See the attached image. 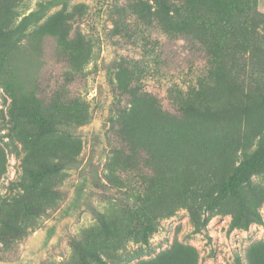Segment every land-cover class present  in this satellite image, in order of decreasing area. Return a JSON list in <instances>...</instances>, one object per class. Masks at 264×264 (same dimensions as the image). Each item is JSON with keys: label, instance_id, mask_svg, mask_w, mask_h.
Here are the masks:
<instances>
[{"label": "rangeland", "instance_id": "374dc122", "mask_svg": "<svg viewBox=\"0 0 264 264\" xmlns=\"http://www.w3.org/2000/svg\"><path fill=\"white\" fill-rule=\"evenodd\" d=\"M16 1L0 0L1 22L19 20L9 11ZM39 1L23 0L20 13ZM101 1L53 7L29 38L0 50V223L23 229L12 244L0 241V264H100L82 248L107 264H264V170L243 183L241 199L218 196L264 143L263 3L216 0L207 9L204 0H167L165 14L149 0L148 17L139 0H112L100 21L112 27L120 17L121 32L95 33L90 17ZM122 57L140 61L139 80L188 134L185 147L132 156L119 142L109 114L129 97L115 99L100 79ZM69 67L76 73L67 76ZM21 105L62 123L43 132L32 115H19ZM61 154L74 160L36 182L32 172Z\"/></svg>", "mask_w": 264, "mask_h": 264}, {"label": "trees", "instance_id": "16d2710c", "mask_svg": "<svg viewBox=\"0 0 264 264\" xmlns=\"http://www.w3.org/2000/svg\"><path fill=\"white\" fill-rule=\"evenodd\" d=\"M23 0H17L15 3L9 6V11L14 17L19 18L18 21L12 22L8 25L0 21V50L6 51L17 46L23 40L29 38L31 33L34 31V27L39 24V22L45 17L48 10L53 7L63 5L67 6L73 0H42L37 3L35 9L31 10L29 13H24L23 15L19 11L21 2ZM140 10L143 11L148 17H151L152 5L149 0H139ZM233 0L230 1V4ZM258 5V0H256ZM203 6L210 7L212 9L217 8L218 2L216 0H204ZM112 5V0H103L97 4V10L90 17L91 30L95 33H101L104 31H112L115 33H120L119 27L121 25L122 19L112 22V27H109L108 22L100 21V17L105 13V11ZM154 5L158 6L163 12H169L170 3L167 0H154ZM177 14H180V8L176 7L172 9ZM119 12H124L122 7L119 8ZM233 11L227 12L228 24L233 23L235 16L232 14ZM21 16V17H20ZM101 30V31H100ZM123 35V34H122ZM198 40L203 41L201 34H196ZM139 60L128 59L122 57L114 62L113 70L110 73H104L100 81L103 83H109L112 87L115 95V99H119L122 95H127L129 97V104L121 106V100L118 101V107L115 106L109 114V122L111 123V129L117 127V133L119 142L124 144L130 154L134 156L138 151H146L151 148H158L169 150L174 146L185 147L188 143V134L184 130L179 129L173 122L170 114L165 112L159 104L156 96L145 88L144 82L140 81L138 78V73L142 72ZM77 71H80L79 69ZM76 73L69 68H67V76L69 74ZM126 74H133L134 77L130 81L125 79ZM136 75V77H135ZM140 83V84H139ZM8 91L11 90L9 85L6 86ZM21 110V116L32 115L35 123L42 127L43 132H52L55 130L57 124H61L62 121H56L54 118L43 115L37 110L30 109L27 106H19ZM98 111L103 115L105 114L106 107L100 105ZM1 118V117H0ZM135 123L136 130L133 133H128L129 124ZM110 129V130H111ZM152 139L157 145L150 141ZM163 139L166 143V148H164ZM112 144V151H116L115 145ZM114 156V155H113ZM60 161L55 162L51 165H44L42 171L32 172V177L36 182H42L43 177L49 175L58 174L61 172L65 166L71 160H74L73 155L67 154L60 156ZM117 156L114 157L116 160ZM3 161L0 156V172L3 170ZM264 170V143L257 148L254 153L238 165L229 176L228 180L222 185L218 192L219 197L234 195L241 199L240 189L243 183L249 178L250 175ZM26 209L29 213L35 211L34 206L27 205ZM130 212L138 218V212L134 207L129 206ZM245 212V211H244ZM244 212H240L239 215L235 216L232 220L229 230H232L240 226V220ZM258 218L256 220L261 221L260 215L257 212H246ZM244 227L248 228L249 219L245 221ZM23 232L20 226L13 224L9 219H3L0 223V241L12 244ZM48 242L43 243L42 248L45 249ZM82 252L86 254L87 252L98 260L100 264H107L102 257L95 250L82 248ZM19 260H15L13 264H18ZM20 262V261H19Z\"/></svg>", "mask_w": 264, "mask_h": 264}, {"label": "crops", "instance_id": "0c3cea01", "mask_svg": "<svg viewBox=\"0 0 264 264\" xmlns=\"http://www.w3.org/2000/svg\"><path fill=\"white\" fill-rule=\"evenodd\" d=\"M261 3H263V6H264V0H258V6L259 4L261 5Z\"/></svg>", "mask_w": 264, "mask_h": 264}]
</instances>
